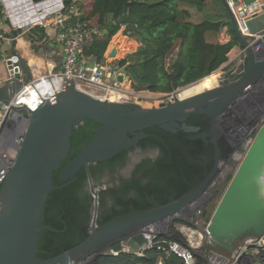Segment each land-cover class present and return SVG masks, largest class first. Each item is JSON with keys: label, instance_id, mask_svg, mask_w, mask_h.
Segmentation results:
<instances>
[{"label": "water", "instance_id": "95a60500", "mask_svg": "<svg viewBox=\"0 0 264 264\" xmlns=\"http://www.w3.org/2000/svg\"><path fill=\"white\" fill-rule=\"evenodd\" d=\"M221 1L234 33L246 48V63L217 77L214 86L211 87L213 81L201 79L190 84L198 82L174 102L142 106L115 102L79 90L74 81H67L65 88L44 98L37 109L12 108L10 114L22 113L27 127L0 189V264H81L108 251L119 253L123 251L122 239L180 211L195 199L205 214L215 206L206 230L212 247L230 252L237 243L258 239L264 234V59L257 56L241 34L226 0ZM247 26L252 34L263 32L264 12L251 18ZM54 46L52 41L48 47ZM117 53V47H112L108 57H115ZM11 56L14 58L6 61L8 78L0 84V110L33 77V66L15 47L11 49ZM53 60L57 63L54 72H58L61 68L57 55ZM233 71H237L236 79L227 82ZM125 76L123 73L118 80L123 81ZM191 115L208 117V129L201 131L200 126L183 124ZM87 119L96 121L100 127L79 155L62 169L59 178L65 182L81 168L86 169L88 188L95 198L89 236L55 257L38 259L42 210L55 189L54 172L69 155L73 129ZM155 126L172 133L181 130L191 140L211 144L215 153L213 169L197 188L182 198L98 228L99 189L110 183L95 185L91 165L108 161L123 150L129 155L133 148L141 150L139 142L147 136L145 130ZM223 137L232 149L226 158H222L219 146ZM155 155V152L135 155L133 162L119 174L128 176L142 157ZM230 175L223 193L218 195L217 188Z\"/></svg>", "mask_w": 264, "mask_h": 264}, {"label": "trees", "instance_id": "16d2710c", "mask_svg": "<svg viewBox=\"0 0 264 264\" xmlns=\"http://www.w3.org/2000/svg\"><path fill=\"white\" fill-rule=\"evenodd\" d=\"M40 1V0H37ZM67 5L72 0H65ZM191 6L198 12L207 9L206 0H80L77 8L80 15L75 19L88 23L89 27L102 31L88 37L84 54L91 60L105 62V54L112 38L124 27L131 38L139 42L138 49L118 60V67L125 73L135 91L171 93L190 85L218 70L228 60L229 52L241 45L234 33L225 8L222 15L196 20ZM192 7V8H193ZM0 3V25L7 23ZM8 24V23H7ZM228 25L231 40L222 44L216 35ZM21 31H14L17 37ZM3 34V33H2ZM40 48H48L54 40L50 25L36 27L27 34ZM1 41V40H0ZM209 118L191 115L186 125L209 127ZM100 127L96 121L87 119L79 128H74L71 149L61 168L54 172L55 189L51 192L42 210V232L38 246V259L46 260L73 248L89 236L95 198L89 190L86 169L65 182L60 181L62 169L71 163L82 148L94 137ZM147 136L139 142L143 151L157 148L156 158L146 157L139 161L132 173L119 176V168L126 165L128 152L121 151L114 158L91 165L95 185L112 183L99 189L98 228L133 216L141 215L178 200L197 188L211 172L215 164L214 147L202 140H191L184 131L168 132L155 126L145 130ZM222 158L231 152V146L223 137L219 141ZM119 176V177H118ZM226 183L218 187L223 193ZM1 189V187H0ZM217 195V194H216ZM212 205V203H211ZM215 206L210 207L205 218L209 221ZM168 241H180V233ZM132 251L113 254L108 251L89 264H183L182 259L171 253L150 248L140 256L134 251L145 243V238L135 234L126 239ZM214 248V247H213ZM203 261L199 258V264Z\"/></svg>", "mask_w": 264, "mask_h": 264}, {"label": "built area", "instance_id": "2783aa9c", "mask_svg": "<svg viewBox=\"0 0 264 264\" xmlns=\"http://www.w3.org/2000/svg\"><path fill=\"white\" fill-rule=\"evenodd\" d=\"M79 1L72 0V3L67 5L65 0H0L3 6L2 12L5 11L4 19L14 31L29 33L36 27L50 25L54 31L53 41L60 46L62 52V64L58 72H54L53 69L40 72V68L33 66L34 76L32 79L13 95L9 100V104H3V108L0 110V187L3 185L5 175L16 159L23 140V131L27 127V120L22 113L15 111L10 114V111L16 106H26L21 101L22 97L28 95L31 89L39 90V83L47 82L48 88L38 94L39 98L34 102L36 107L29 108V104H27V108L32 110L37 109L44 98L59 89L65 88L67 81H74L75 87L79 90L115 102L142 105L143 100H153L151 97L144 96L141 91L132 89L128 84L127 75L123 81L118 80V77L125 73V69L112 63L116 60V56L110 58L106 54V61L98 62L91 60L84 54V47L88 42L89 35L95 32L101 37L103 33L90 28L88 23L74 18L76 14H81L77 8ZM226 2L232 11L241 34L247 38L257 56L259 55L260 58L264 59V31L252 34L247 26V22L251 18L264 12V0H253L249 3L246 0H226ZM35 9L38 10L39 15L34 21L26 23L27 20H24V16ZM220 33L218 41L222 44L228 43L231 39L228 29H222ZM124 34L128 38L131 37L130 31L125 33L124 29ZM122 36L123 33L120 37ZM2 38L3 35L0 34V39ZM118 50H120V47ZM245 55L246 48L241 46L235 58L229 60V65L234 62L230 69H236L245 64ZM13 58L9 56L6 61ZM235 72L237 71H233L232 74ZM54 79H57L59 83L53 84ZM191 86H184L171 93H160L156 97L161 99L162 102H174L182 97L186 88ZM15 118L18 119V123L14 122ZM205 216L206 214L201 205L195 199L180 211L166 216L160 221L153 222L136 232V234L139 233L145 238V243L134 252L141 256L147 249L155 247L164 251L167 256L171 253L177 255L182 259L183 264H199V258L203 261L202 264H264V234L258 239L241 243L230 256H227V252L213 248L210 245L208 246L210 251L207 254L199 255L196 250L202 246L200 238L205 235V239H208L206 231L208 221ZM175 219L180 220L181 225L174 228L178 232L180 231L181 235H186V240L168 241L174 235L171 232V222ZM128 238L121 240L123 251H132L131 246L124 243ZM206 245H208V240ZM110 252L118 254L114 251Z\"/></svg>", "mask_w": 264, "mask_h": 264}, {"label": "crops", "instance_id": "0c3cea01", "mask_svg": "<svg viewBox=\"0 0 264 264\" xmlns=\"http://www.w3.org/2000/svg\"><path fill=\"white\" fill-rule=\"evenodd\" d=\"M148 1L154 2V1H157V0H148ZM204 12H208V9H206ZM212 14L213 15H217V16L222 15V10L212 11ZM227 21H230L229 17L227 18ZM7 23H3V24L0 25V34L3 33L2 34L3 38L0 39L1 40L0 41V84L8 78V70H7V66H6V59L9 56H11L12 47H15L16 50L21 55V57H23V58L28 60L29 64H31L32 66H36V67L38 66V67L42 68L43 71H41V72H47L50 69L54 70V68L57 67V63L53 60V57L56 56V55H57V59L60 61L59 66L61 68L62 52H61L60 46L57 43H55L53 41L55 43V46L52 49L49 48V47L48 48H45V47L40 48V45H39L40 43H34V42H32L31 40H29L27 38V34L28 33H23L22 32L17 37H11L12 34L14 33V30ZM226 28L228 29V33H229V28H228L227 24L224 26L223 29H226ZM220 34L221 33H219V37H220ZM124 39L125 40L128 39L129 40L128 41L129 44H131V45L134 44L135 45V48L133 46L134 51H132V52L128 51V53H126V54H129V53L131 54V53L135 52L138 49L139 42L137 41V39H135L133 37L132 38H122V39H120V41H122ZM215 40H217V38H215ZM218 40H219V38H218ZM33 44H38V45H36V47L34 46V48H32ZM113 44L115 46L114 41H112L110 43L109 48H108L109 51L112 49ZM240 47H241V45H238V46L234 47L229 52V54L230 53H232V54L233 53L234 54L237 53L239 51ZM107 53H108V50H107L106 54ZM229 54H228V56H229ZM117 60H120V58L116 59V60H114L112 62L113 64H115V66H118ZM40 62H42L43 64L41 65ZM33 76H34V71H33ZM150 93L151 94H160V93H155V92H150Z\"/></svg>", "mask_w": 264, "mask_h": 264}, {"label": "rangeland", "instance_id": "374dc122", "mask_svg": "<svg viewBox=\"0 0 264 264\" xmlns=\"http://www.w3.org/2000/svg\"><path fill=\"white\" fill-rule=\"evenodd\" d=\"M206 2H207V9H208V12H198V11H196L195 9H194V7L193 6H191L190 8H191V10L193 11V13H194V18L196 19V20H202V19H204V18H207V17H210V18H212V17H215L216 15H213L212 14V11H216V10H222L223 8H224V5H223V3H222V1L221 0H206ZM193 7V8H192ZM2 9H3V6H2ZM3 14V16H5V11H4V13H2ZM124 27L112 38V40H111V42L112 41H114V43H115V46H114V44H113V47H117V49H119V47H120V50H118L119 51V53L116 55V59H123V58H125V57H127L129 54H126V53H128V51H134V48H135V45L133 44V45H131V44H129L127 41H129L128 39H126V41H124V40H122V41H120V39L121 38H128L127 37V35H125L124 34ZM25 33V32H24ZM123 33V36L122 37H120L121 36V34ZM102 36H103V34H102ZM101 36V37H102ZM131 38V37H130ZM216 38H217V40H218V38H219V34H217L216 35ZM136 39V38H135ZM117 42H118V45H117ZM36 45H38V44H33V46H32V48H34V46L36 47ZM40 45V44H39ZM133 46H134V48H133ZM109 48V47H108ZM133 49V50H132ZM108 50V53H109V49H107ZM108 53H107V56H108ZM134 53V52H133ZM125 55V56H124ZM120 56V57H119ZM235 56H236V53L234 54H232V53H230L229 54V56H228V61L224 64V65H222L218 70H216L215 72H216V75L215 76H217V77H219V76H222V75H224L225 73H227L228 72V70L232 67V65L234 64V62H231V64L229 65V60L230 59H234L235 58ZM110 58H112V57H110ZM118 61V60H117ZM231 61V60H230ZM41 63V65L43 64L42 62H40ZM226 65H228L227 67H225ZM223 67H225V68H223ZM37 68H40V67H38L37 66ZM41 71H43V69L42 68H40V72ZM215 72H213L212 74H215ZM206 78H208L209 79V81H210V79L211 78H209V77H206ZM55 80V79H54ZM45 83H47V82H45ZM128 84L130 85V87H131V84H130V81L128 82ZM211 86H212V84H211ZM142 92V94L144 95V96H147V97H150L151 96V98H153V100H143L141 103H142V105L143 106H158L162 101H161V99H159L158 97H156L157 96V94H151L149 91H141ZM163 94V93H162ZM183 95V94H182ZM179 225H181V221L180 220H178V219H175V220H173L172 222H171V232H173L174 233V230H173V228L175 227V228H177ZM180 232V231H179ZM139 234V233H138ZM175 234V233H174ZM141 235V234H140ZM180 237L182 238V240H186L187 239V237H186V235H180ZM200 240H201V248L200 249H198V250H196V252H198L199 253V255H204V254H207L210 250H208L209 248H208V246L210 245V243H209V240H208V245H206V239H205V235H204V237L203 238H200ZM127 242V240H125L124 241V243L125 244H127L126 243ZM241 243H237L236 244V246H235V248H234V250L240 245ZM128 245V244H127ZM211 246V245H210ZM233 250V251H234ZM233 251H230V252H227V256H230L231 255V253L233 252ZM214 252H216V251H214ZM197 253V254H198ZM222 254H224V253H222ZM92 260H91V258H88L87 260H85L83 263H81V264H89L90 262H91Z\"/></svg>", "mask_w": 264, "mask_h": 264}, {"label": "bare ground", "instance_id": "6f19581e", "mask_svg": "<svg viewBox=\"0 0 264 264\" xmlns=\"http://www.w3.org/2000/svg\"><path fill=\"white\" fill-rule=\"evenodd\" d=\"M39 14H38V10H31L28 14H26L25 16H24V20H27L26 21V23H29V22H31V21H34L36 18H37V16H38ZM122 39V38H121ZM126 41V40H125ZM128 42V41H127ZM118 53H119V51H118ZM117 53V54H118ZM120 57V56H119ZM47 68V67H46ZM207 77H209V78H211L210 79V81H213L212 82V86H214L215 84H216V82H217V76H215V74H212V75H209V76H207ZM202 80H208L209 81V79L208 78H204V79H202ZM201 80V81H202ZM200 82V81H199ZM52 83L53 84H57V83H59L58 81H57V79H55L54 81H52ZM198 83V82H197ZM197 83H195L194 85H192L191 87H188V88H186V91H190ZM211 86V87H212ZM38 88H39V90H35V89H31L30 90V93L28 94V95H26V96H24V97H22V99H21V101L26 105V107H27V104H29V108H34V107H36V105L34 104V102L36 101V100H38V94L41 92V91H43L44 92V89H46V88H48V84L47 83H45V82H41V83H39L38 84ZM183 96V95H182ZM151 97V96H150ZM14 122H16V123H18V119L17 118H15L14 119ZM198 244H200V243H198Z\"/></svg>", "mask_w": 264, "mask_h": 264}, {"label": "flooded vegetation", "instance_id": "af4514ba", "mask_svg": "<svg viewBox=\"0 0 264 264\" xmlns=\"http://www.w3.org/2000/svg\"><path fill=\"white\" fill-rule=\"evenodd\" d=\"M212 75V74H211ZM215 75H216V72H215ZM231 80H235V77H234V74H232V73H230V76L227 78V82H229V81H231ZM141 148V147H140ZM152 152H155L156 153V155L153 157V158H156L158 155H159V150L157 149V148H151V149H147L146 151H143L142 150V148H141V150H139V149H135V148H133L132 149V154L131 155H129V153H128V160H127V163H126V165H124L123 167H121V168H119V173H120V170L121 169H123V168H125V167H127L130 163H132L133 162V157L135 156V155H139V154H149V153H152ZM143 158H145V157H142L141 159H140V161L143 159ZM152 158V157H151ZM136 165V164H135ZM135 167V166H134ZM134 169V168H133ZM132 173V172H131ZM130 175V174H129ZM128 175V176H129ZM119 176H122V175H120L119 174ZM118 176V177H119ZM127 176V177H128ZM105 182H107V180L106 179H104V183ZM108 184V183H107ZM109 186H112V183H110V184H108Z\"/></svg>", "mask_w": 264, "mask_h": 264}]
</instances>
